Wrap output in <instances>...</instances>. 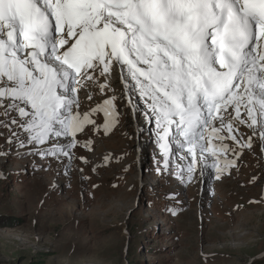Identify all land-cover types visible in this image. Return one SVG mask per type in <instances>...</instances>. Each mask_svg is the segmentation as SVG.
<instances>
[{
  "label": "snow or ice",
  "instance_id": "1",
  "mask_svg": "<svg viewBox=\"0 0 264 264\" xmlns=\"http://www.w3.org/2000/svg\"><path fill=\"white\" fill-rule=\"evenodd\" d=\"M114 67L146 106L165 169L171 141L185 151L189 180L209 157L217 179L235 166L225 154L252 146L239 125L264 141V0H0V124L11 130L18 117L34 146L71 138L40 154L71 159L77 133L95 123L78 111L81 90L114 91ZM115 100L92 109L106 132L118 122Z\"/></svg>",
  "mask_w": 264,
  "mask_h": 264
},
{
  "label": "rangeland",
  "instance_id": "2",
  "mask_svg": "<svg viewBox=\"0 0 264 264\" xmlns=\"http://www.w3.org/2000/svg\"><path fill=\"white\" fill-rule=\"evenodd\" d=\"M111 80L114 91L81 90L86 98L78 111L91 113L95 123L79 132V167L64 165L56 174L58 189L47 155L40 154L56 142L21 147L0 138V153L9 155L0 157V264H264V141L258 132L238 126L236 135L242 143L251 137L252 146L220 179L204 169L189 180L185 153L171 154L165 169L153 123L135 134L130 124L136 116ZM113 95L118 122L106 132L104 113L92 109ZM2 113L0 121H7ZM17 119L10 134L20 128ZM146 145L155 150L139 156L137 148ZM225 156L233 158L232 152Z\"/></svg>",
  "mask_w": 264,
  "mask_h": 264
},
{
  "label": "bare ground",
  "instance_id": "3",
  "mask_svg": "<svg viewBox=\"0 0 264 264\" xmlns=\"http://www.w3.org/2000/svg\"><path fill=\"white\" fill-rule=\"evenodd\" d=\"M111 75H112V80H111V83H112V85L115 87V88H117V89H119V91H124V89H123V85H122V83L120 82V70H119V68L118 67H115L114 69H113V71H112V73H111ZM133 92V91H132ZM132 92H129V93H132ZM129 93H126L125 91H124V94H125V98L123 97V99L122 100H126V103L128 104V105H130L129 103H128V96H129ZM134 94V93H133ZM136 95V96H135ZM138 94L136 93V94H134V96H132L131 95V100H132V103L136 106V110L135 111H133V109H132V105H130L131 107H130V112L132 113V115L134 116V114H135V116H136V119H134V120H132L131 119V128H134L135 129V134L136 135H140L141 134V131L144 133L146 130H147V128H148V126H149V120L144 116V115H142V117H140V115H139V112H141L142 114H143V112L144 111H146L147 109H145L144 111H143V107L144 108H146V106L144 105V103L142 102L141 103V99L137 96ZM81 98V94H80V96H79V99ZM142 109V111H140ZM140 122V126H138V123ZM142 126V127H141ZM140 127V128H139ZM144 127V128H143ZM144 144V143H143ZM151 149V152H153L155 149H154V147L153 146H148V145H146L144 148H142V146H140V147H138L137 148V154L139 155V156H143V155H145L146 154V152H147V150H150ZM171 154H172V156H173V154L174 153H176L177 152V150H171ZM139 159V158H138ZM244 162V161H243ZM238 164H239V162H237L236 161V166H238ZM242 166V165H241ZM242 168V167H241ZM216 171V170H215ZM203 173H205V171H204V168H203ZM195 175V174H194ZM207 175V174H206ZM230 175V174H229ZM217 176V175H216ZM220 176V175H219ZM225 176H228V175H225ZM220 179V178H219ZM221 182V181H220ZM229 193V192H228ZM224 199V198H223ZM255 208V207H254ZM76 217V216H75ZM78 235V234H77ZM246 239V238H245Z\"/></svg>",
  "mask_w": 264,
  "mask_h": 264
},
{
  "label": "trees",
  "instance_id": "4",
  "mask_svg": "<svg viewBox=\"0 0 264 264\" xmlns=\"http://www.w3.org/2000/svg\"><path fill=\"white\" fill-rule=\"evenodd\" d=\"M254 264H256V263H254ZM257 264H259V263H257Z\"/></svg>",
  "mask_w": 264,
  "mask_h": 264
}]
</instances>
